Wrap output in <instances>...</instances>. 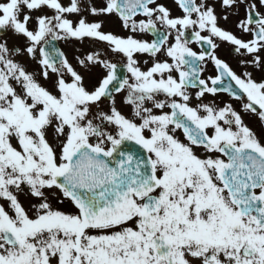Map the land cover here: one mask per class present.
Instances as JSON below:
<instances>
[{
  "label": "snow or ice",
  "instance_id": "6c2138e0",
  "mask_svg": "<svg viewBox=\"0 0 264 264\" xmlns=\"http://www.w3.org/2000/svg\"><path fill=\"white\" fill-rule=\"evenodd\" d=\"M0 264H264V0H0Z\"/></svg>",
  "mask_w": 264,
  "mask_h": 264
}]
</instances>
